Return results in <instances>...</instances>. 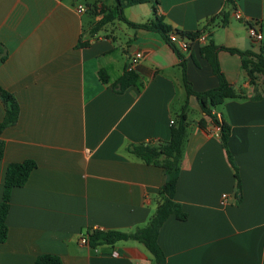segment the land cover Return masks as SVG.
<instances>
[{
	"label": "crops",
	"instance_id": "1",
	"mask_svg": "<svg viewBox=\"0 0 264 264\" xmlns=\"http://www.w3.org/2000/svg\"><path fill=\"white\" fill-rule=\"evenodd\" d=\"M78 4L84 11H75ZM123 15L133 23L161 17L179 36L200 31L205 43L264 53V0H145ZM202 45L182 51L168 34L130 26L116 18L115 0H0V87L19 107L0 132V198L8 163H36L10 192L0 264H33L43 253L63 264L151 263L135 239L94 247L79 239L90 229L132 232L148 222L166 173L127 148L169 139L186 98L182 62L192 90L217 85ZM135 51L136 81L117 91L113 83ZM216 56L226 80L247 96L211 110L230 127L240 186L218 124L190 95L174 192L186 219L169 215L157 236L167 264H264V97L251 98L264 94V75L255 73L251 84L238 54L219 48ZM4 109L0 99V122Z\"/></svg>",
	"mask_w": 264,
	"mask_h": 264
},
{
	"label": "trees",
	"instance_id": "2",
	"mask_svg": "<svg viewBox=\"0 0 264 264\" xmlns=\"http://www.w3.org/2000/svg\"><path fill=\"white\" fill-rule=\"evenodd\" d=\"M145 0H115L116 18L122 20L132 27L146 30H155L162 35L170 32V27L161 17H154L143 23H133L128 21L123 15V9L127 6L139 4ZM113 15H106L102 20L95 23L91 32L106 20L111 19ZM108 18V19H107ZM185 36L193 39L200 35V31L185 32ZM84 44V43H83ZM82 45V43H80ZM219 48H224L231 53H236L240 57L241 67L246 71L250 83L255 84V73L264 75V53H254L250 50L241 51L237 48L218 47L212 41L205 43L200 48V52L209 62L212 72L217 78V85L204 91H194L185 77L184 63H181L183 71V81L186 98L181 106L180 111L171 123L170 137L166 141H146L130 144L127 148L129 152L136 155L144 163L161 167L166 173V179L161 185L158 192V201L153 214L148 222L132 232H122L118 230H99L90 229L86 232L88 245L94 247L100 244H113L117 241L135 239L139 241L150 255V264H167L166 257L157 242V236L162 223L166 218L173 214L179 220L186 219L180 204L174 200L176 180L180 169V160L182 155L183 143L187 134V98L192 95L198 101L202 112L210 116L219 126L221 144L225 150L226 158L233 169L236 188H239L240 181L237 172L236 163L227 149V140L230 133V127L224 120H217L211 110L221 105L227 99L245 98L243 93L236 91L233 86L226 80L220 70L216 52ZM100 76L106 79L105 75L100 72ZM134 71L125 70L124 73L113 83V88L122 91L127 86L134 84L136 81ZM264 97V94L255 92L251 98L258 99ZM0 99L4 105V115L0 122V132L8 125L14 124L17 120L19 107L13 94L0 87ZM4 151V142L0 139V158ZM36 166L32 159H25L20 162H10L7 164L4 177L2 193L0 198V242L6 239L7 226L6 216L9 209L10 192L14 187L23 186L31 170ZM33 264H63L59 256L50 253L38 255Z\"/></svg>",
	"mask_w": 264,
	"mask_h": 264
},
{
	"label": "built area",
	"instance_id": "3",
	"mask_svg": "<svg viewBox=\"0 0 264 264\" xmlns=\"http://www.w3.org/2000/svg\"><path fill=\"white\" fill-rule=\"evenodd\" d=\"M75 11L80 13L82 11H84V6L82 4H78L75 8ZM233 15L236 17V18H241V15L240 13L237 11V10H234V13ZM252 23V22H251ZM253 23L256 24V21H253ZM248 34L250 36V38L256 42V43H259L261 41V33L257 30V28L255 27V25H248ZM206 35L205 34H200L198 35L197 37L193 38V39H190L189 37L187 36H179L176 32H169L168 33V40L169 42L171 43H174L179 50H182V51H186L189 49L190 45L192 44V42L196 41L200 44H205L206 42ZM141 57V54L140 52L138 51H135L130 57H129V60H128V63H127V67H126V70L128 71H133L134 69V66L136 65V63L139 61ZM173 121L170 120V123H172ZM225 199H226V194L225 193H222L221 195V199H220V204H224L225 202ZM80 243L81 244H88V241H87V237L84 236V237H80L79 239ZM114 254H116L114 252Z\"/></svg>",
	"mask_w": 264,
	"mask_h": 264
},
{
	"label": "rangeland",
	"instance_id": "4",
	"mask_svg": "<svg viewBox=\"0 0 264 264\" xmlns=\"http://www.w3.org/2000/svg\"><path fill=\"white\" fill-rule=\"evenodd\" d=\"M88 1L90 2L91 0H88ZM84 18L87 20L89 18V15L86 14V16ZM84 24H85V27H86L87 26V22H85ZM263 37H264V28H263ZM191 116H193L192 113L191 114L189 113L188 117L191 118Z\"/></svg>",
	"mask_w": 264,
	"mask_h": 264
}]
</instances>
